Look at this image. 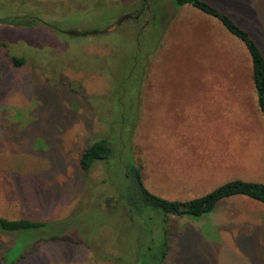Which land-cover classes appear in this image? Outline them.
Wrapping results in <instances>:
<instances>
[{
    "label": "rangeland",
    "instance_id": "rangeland-1",
    "mask_svg": "<svg viewBox=\"0 0 264 264\" xmlns=\"http://www.w3.org/2000/svg\"><path fill=\"white\" fill-rule=\"evenodd\" d=\"M206 1L247 27L264 52V0ZM152 10L163 31L146 61L140 102L134 86L123 87L129 123L139 115L132 145L83 172V149L117 135L111 121L116 87ZM138 11L139 23L131 18L103 32ZM23 15L42 25H0V43L28 61L21 70L0 64V217L48 227L24 233L8 260L142 264L140 250L149 246L155 264L167 243L163 264H264V227L247 232L251 222L261 224V204L235 198L196 220L169 215L164 222L157 212L150 235L117 189L120 164L130 155L144 187L167 200L197 198L232 179L264 183V121L241 42L216 20L188 5L175 9L171 0H0V20ZM144 35L143 53L152 46V31ZM56 235L62 239L25 245ZM15 239L0 233V257Z\"/></svg>",
    "mask_w": 264,
    "mask_h": 264
},
{
    "label": "trees",
    "instance_id": "trees-1",
    "mask_svg": "<svg viewBox=\"0 0 264 264\" xmlns=\"http://www.w3.org/2000/svg\"><path fill=\"white\" fill-rule=\"evenodd\" d=\"M171 3L175 9L188 5L202 14L216 20L229 35L241 42L250 59L251 80L255 90L256 104L264 121V52L252 33L247 29V27L237 22L236 19L228 12L206 0H171ZM136 16H138V18L137 20L134 18V21H138L139 23V20L141 19V11L133 14V17ZM0 25L10 26L15 29H31L42 25V22L34 17L23 15L10 19H1ZM148 29L152 31V41L150 43L152 46L143 53L139 49V45L141 47V44L144 45L147 41H149H146V36L144 35V31H147ZM162 31V18L156 11L152 10V21L150 22V25H148V27L144 30L141 28L137 34L135 55L129 59L127 57L125 60L124 64H128L129 66L127 67L128 74L122 78V82H119L116 87L118 96H115L116 99L113 102V106H115L116 110L114 111L113 117H111V121L115 120L112 122L114 124L112 125V128L117 129V135H109L108 137L98 139L86 146L78 160V167L81 171H88L95 163L111 160L116 156V152H121V154H123V151H129L128 148L132 142L131 137L133 129L137 126L135 122H137L136 119L139 115H137L136 112V121L134 120V122L129 123V110L126 104H124V99L127 96L124 88L134 86L136 88L135 98H137V101L140 100L141 78L144 68H146V61L148 57L151 54L153 56L160 47L159 35ZM0 46L5 51V55L0 59V64L12 70H21L28 65V61L25 56H16L11 54L6 48H4L5 45L3 43H0ZM38 56L40 55L38 54ZM66 90L69 93V89L67 88ZM110 105H112V103ZM124 134H126V136H123ZM119 170L122 171V175H120L122 185L117 187L119 194H121L119 197L125 201V204L132 214V219L141 218L139 229L142 230L143 234L153 230V223L160 218L157 212L162 213L161 220L164 222L166 221V217L169 215L187 217L196 220L212 214L222 202L232 198L245 197L264 205V183L261 182L232 179L200 197L187 201H175L156 196L144 187L141 179L140 168L135 165L131 155L125 162H123V164H120ZM111 173L113 172L110 171L109 174ZM115 179L117 180V178L113 177V182L119 185L120 183L118 184ZM47 227L48 224L45 222H39L27 218L5 219L0 217V233L13 235L16 238L12 244V248H9L4 255L0 257V264L16 263L18 256L12 258L11 260L8 259L10 254L13 252V247L16 246V243L22 241L24 233L34 234ZM151 233L152 232H149L150 235ZM66 238L68 239L70 237ZM60 239L62 238L57 235L50 236V238L47 239L38 238L35 242L27 241L25 245L27 246L29 243L40 245L49 241L55 242ZM31 248L32 246L28 249L29 251H26V253H31ZM26 253H21L19 259L24 258ZM166 254L167 243H164L160 252V257L155 264H163ZM140 256L144 259L142 264H153L154 260L152 262V258L148 259L150 256L149 246L140 250Z\"/></svg>",
    "mask_w": 264,
    "mask_h": 264
},
{
    "label": "crops",
    "instance_id": "crops-1",
    "mask_svg": "<svg viewBox=\"0 0 264 264\" xmlns=\"http://www.w3.org/2000/svg\"><path fill=\"white\" fill-rule=\"evenodd\" d=\"M220 163V165H221V167H224V162L223 163H221V161L219 162ZM237 167V165H234L232 168H236ZM230 169V168H229ZM219 186V185H218ZM217 186V187H218ZM203 187V186H202ZM215 188H216V186H215ZM211 189H214V187L213 188H211ZM210 189V190H211ZM241 198H245V197H241ZM232 199H235V198H232ZM245 199H247V198H245ZM228 200H231V199H228ZM228 200H225L224 202H226V201H228ZM248 200H250V199H248ZM251 201V200H250ZM223 203V202H222ZM256 204H261V203H258V202H256ZM262 206H264L263 204H261ZM218 208V207H217ZM216 208V209H217ZM258 221H259V219H258ZM257 221V222H258ZM260 222H261V224L259 225V223H256V221L254 222H251L250 223V225H249V227H248V229H250V231H247V232H249V233H253V231H255V232H261V230H262V228H261V226H263L264 227V217H262L261 219H260ZM247 230V229H246ZM263 232L262 233H264V230H262ZM261 233V234H262Z\"/></svg>",
    "mask_w": 264,
    "mask_h": 264
},
{
    "label": "water",
    "instance_id": "water-1",
    "mask_svg": "<svg viewBox=\"0 0 264 264\" xmlns=\"http://www.w3.org/2000/svg\"><path fill=\"white\" fill-rule=\"evenodd\" d=\"M131 18H135V19H137L138 16L133 17V16H131V15H123V16H121V17L116 21V23H115L113 26H111L110 28L104 30L103 32L112 31V30L116 29L118 26H120V24H121L122 22H125V21H127V20H129V19H131ZM72 34H74V33H72ZM74 35H78V33H75Z\"/></svg>",
    "mask_w": 264,
    "mask_h": 264
}]
</instances>
